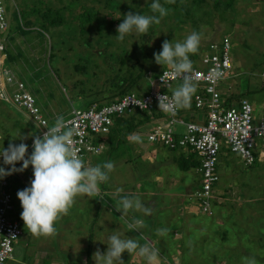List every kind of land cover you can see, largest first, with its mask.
Returning a JSON list of instances; mask_svg holds the SVG:
<instances>
[{"label":"rangeland","instance_id":"rangeland-1","mask_svg":"<svg viewBox=\"0 0 264 264\" xmlns=\"http://www.w3.org/2000/svg\"><path fill=\"white\" fill-rule=\"evenodd\" d=\"M32 1L25 0V3L30 6ZM103 1L84 0L81 3L106 14L103 18L107 21L101 22L99 34L101 40L108 43L107 47H97L100 42L95 44L94 34L86 37L89 46H92L91 51L78 42H69L65 36L59 39L52 36L49 41L44 37L42 41H38L34 33L22 36L10 34L9 29L0 31V80L3 70L1 65L5 56L3 50L7 48L13 56H21L15 70L24 80L22 84L34 98L41 113L50 112V117L45 116L47 121L58 116L67 120L70 118L71 109H86L89 107L87 100L98 97L94 92L103 86L102 83L108 74L121 75V71L118 72V64L113 62L114 59L104 61L101 58L104 55L101 51L103 48L105 53L117 55L124 47L128 55L125 57L126 65L139 59L145 60L143 66L150 70H159L153 53L162 50L161 41H183L193 30L198 32L201 41L195 54L194 61H197L202 54L208 52L210 43L218 41L227 33L231 40L229 58L232 69L227 77L219 82V92H228L231 95L241 93L242 97L254 106L253 114L256 117L264 99V89L259 90L264 85V0H230V5L226 0H219L214 8L210 4H206L202 10L193 8V18L187 17L177 25L169 23V20L163 17L159 24L151 25L152 32L148 42L142 39L140 41V34L135 32L127 35L123 41H118L115 38L118 34L116 29L123 22L124 14L129 12L125 6L129 0L115 1L114 5L118 8L112 7L113 10L104 8ZM14 2L16 0H2L3 6L8 4L9 7L5 14L10 27H13V24L9 23V12L12 5H15ZM133 2L137 5V10H142L143 15L159 17V13H153L149 7L152 0ZM168 2L169 0H159L163 7ZM189 4L187 2L188 6ZM110 21H113L112 25ZM195 21L191 29L190 23ZM7 32L11 39L4 37ZM56 32L57 29H54L53 33L57 35ZM48 43L52 46V52H48ZM97 50L101 51L99 56L95 53ZM87 53L91 54V57ZM76 65L84 67L83 70L75 68ZM180 85L172 84L170 90L175 91ZM146 86H142L141 91L146 89ZM107 89L101 92L107 95ZM12 90L13 86L4 85L8 100ZM188 109L189 107L185 109L187 118L184 117L187 121L195 123L197 117L203 116L201 110ZM38 130L23 110L0 100V140L3 135H7L13 144H19L21 141L15 139L18 132L21 135H38ZM146 134L147 132L137 129L128 137L119 139L116 147L110 152H103L107 143L112 142L110 138L96 136L100 137L103 150L94 157H88L86 166L102 165L111 161L115 165L114 171L110 173L108 182L100 184L99 196L76 198L69 214L56 223L57 233L54 236H34L24 227L20 219L22 208L16 194L30 186L32 168L29 166L23 172L13 173L15 176L9 182V189L14 210L9 215L20 222L21 235L13 244L11 259L4 264H19L22 261L23 264H84L85 261L87 264H95L93 253L98 248L102 253L107 250V237L114 230L119 232L122 238H136L142 245L149 242L159 248L160 256L156 264H227L234 261L232 255L245 256L240 253L241 247H246L251 255L254 253L258 264H264V211H258L262 208L257 207V203L264 204V163L256 162L246 168L235 154L221 149L216 165L218 181L211 190V196H222V201L219 203L215 200L217 204H214L212 199L211 214H190L189 206H192V209L199 208L198 202L192 196L193 191L199 188V175L194 173L193 169L186 172L180 170L179 163L183 155L181 152L168 151L155 144L152 146L155 154L150 157L147 148L151 144L146 141ZM137 136L140 138L138 141L135 139ZM10 141L3 139V146L7 148ZM32 142L31 136L24 141L28 145V154L32 151ZM0 165L6 170L10 167L4 165L3 161ZM20 166V163L16 164L17 168ZM10 177L12 178L11 175L5 178L9 180ZM21 181L24 185H21ZM191 182L195 183V186L190 188ZM118 189L123 191L118 192ZM124 196L140 198L152 207V214L145 217L141 211L130 210L121 216L122 213L116 211L115 207ZM134 218L145 220L146 227L140 229V232L128 228V223ZM160 229L167 231L161 234ZM220 234L224 239L226 236L232 238L231 241L224 242ZM249 234L251 237L247 236ZM232 246L235 249L230 250L228 247ZM232 250H235L234 253H230ZM122 259L125 264H147V261L136 253L124 252ZM235 259L233 264H244V258Z\"/></svg>","mask_w":264,"mask_h":264},{"label":"built area","instance_id":"built-area-1","mask_svg":"<svg viewBox=\"0 0 264 264\" xmlns=\"http://www.w3.org/2000/svg\"><path fill=\"white\" fill-rule=\"evenodd\" d=\"M7 28L5 9L0 0V31ZM230 48L229 38L222 37L210 43L208 52L193 62L191 75L197 84V91L192 96L191 103L195 110L204 112L203 122H183L176 117L178 110L172 113L158 107L157 97L164 95L170 100L174 93L170 90L171 85L174 82H183L170 75H163V72L169 71L167 68L162 69L154 80H148V91L143 95L128 93L108 104H91L87 109H71L70 118L65 123L76 130L75 147L85 166L88 157L101 153L103 146L96 143L95 137L105 136L114 118L132 114L136 110L147 114L152 111L164 114L166 121L154 124L145 139L148 143L157 144L166 150H187L197 157L199 188L194 190L192 196L203 214H211V190L218 181L216 165L222 148L235 154L245 166L256 162L264 163V99L255 117L253 105L245 98L242 97L225 107L224 99L229 93L223 98L219 92V82L232 69ZM2 68L0 100L23 110L39 129L38 135L42 136L53 125H49L22 82L3 64ZM214 71L220 73L219 77L212 75ZM4 85L13 86L10 100L6 96ZM175 125L181 126L182 130L176 131ZM2 160L0 157V162ZM7 185L6 178L0 179V264L11 258L13 244L21 234L19 223L9 215L12 214L13 205Z\"/></svg>","mask_w":264,"mask_h":264},{"label":"clouds","instance_id":"clouds-1","mask_svg":"<svg viewBox=\"0 0 264 264\" xmlns=\"http://www.w3.org/2000/svg\"><path fill=\"white\" fill-rule=\"evenodd\" d=\"M149 7L153 13H159V17L129 11L124 14L123 22L117 26L118 34L115 38L123 41L133 32L146 35L151 25L159 24L161 18L168 15V10L159 3V0H152ZM200 41V34L193 31L183 41L164 40L161 45L162 50L153 53L155 63L169 69L168 72H163V75H170L174 79L183 81L170 100L164 95L157 97L159 108L174 113L178 109L190 107L191 98L197 91V84L191 75L193 62L190 56L198 52ZM212 75L219 77L220 73L214 71ZM143 105L146 107L144 102ZM75 131L65 123L63 116H58L53 126L47 128L42 136L34 133L21 135L18 132L15 139L21 142L13 144L10 141L7 148L3 146V140L0 141V157L4 165L10 166L7 170L5 167H0V179L16 172H23L29 166L32 168L30 186L19 190L16 195L22 208L20 219L24 227L34 236H54L57 233L56 223L69 214L76 198L99 196L100 184L108 182L110 173L114 171L115 165L111 161L102 165L85 166L75 147ZM29 136L33 141L30 154H28V145L24 143ZM135 139L138 141L140 138L137 136ZM17 163L21 164L19 168L16 167ZM115 209L122 213L121 216L126 215L130 210H138L147 217L153 211L152 207L142 202L140 198L133 199L127 196L121 198ZM144 227H146L144 219L134 218L128 223L131 231L140 232ZM166 231V229L159 230L161 234ZM106 244L108 247L105 252L102 253L98 248L93 253L95 264H125L122 259L124 252L136 253L143 257L147 264H156L160 256V249L149 242L142 245L136 238H122L115 230L107 237ZM84 264H87V261ZM244 264H258V262L254 257H245Z\"/></svg>","mask_w":264,"mask_h":264},{"label":"trees","instance_id":"trees-1","mask_svg":"<svg viewBox=\"0 0 264 264\" xmlns=\"http://www.w3.org/2000/svg\"><path fill=\"white\" fill-rule=\"evenodd\" d=\"M81 1H84V0H64V1L63 0H33L31 5L28 6L25 3V0H19V2H17V0H16V2H14L15 5H12L13 2L11 3L12 7H11V10L9 12V23L10 24L12 23L13 27H10V25L8 24V28L6 29V31L9 29L10 34L14 33L17 35H22V36H26L28 34L34 33L35 37L38 38L37 39L38 41H42V39H44V37H45V40L47 39L49 41L50 37H52V36H55L58 39L60 37L65 36V37H67L66 39H68L69 42L70 41L78 42L81 45H84V46L90 48L91 51H92V46H89V43L86 41V37L89 34H94L95 35V39H94L95 44H98V41L100 42L98 44L99 46H97V47H101V46L107 47L106 45L108 43H106L104 40H101V37L99 34L100 30H101L100 26L102 25L101 22L107 21L103 18V16H105L106 14L100 13L98 11V9H96L92 6H87V5L82 4ZM90 1H92V0H90ZM115 1H120V0H104L102 5L104 8H107L108 10H113V8H115V7L118 8L117 5H114ZM184 1H186V2H183V0L182 1H180V0H169L168 4L164 5V7L168 10V14H169V15H166L164 18L165 19L167 18V20H169V23L173 22L174 25H177L179 22L180 23L184 22L185 18H187V17L192 19L193 18L192 15L195 14V11L193 8L202 10V7H204L206 4H210L211 7L214 8V7H217V4L219 3V0H211L210 2H209V0H184ZM187 2L190 3L189 4L190 6L187 5ZM226 2L228 5H230V0H226ZM125 6L128 7L127 8L128 11H132L133 13L138 12V13L142 14V12H141L142 10L136 9L137 5L134 4L133 0H129L128 4H126ZM4 9H5V12L7 10H9L8 4L4 5ZM108 14H110V13H108ZM112 23H113V21H110V25H112ZM194 23H196V21L193 23L192 22L190 23L191 29H193ZM154 25L155 24H153L152 26H154ZM107 26H109V25H107ZM152 26H150L149 31L146 35L140 34V37H139L140 41H141V39L143 41H146V42L149 41V39H150L149 36L151 35V32H152ZM54 29H57V32H56L57 35L53 33ZM4 37L7 40L11 39V37H9L8 32L5 34ZM222 37L229 38L227 33ZM60 42H62V41H60ZM146 42H144V43H146ZM162 42L163 41H161V43ZM144 43H142V45ZM48 49H47L48 52H50L52 49V46H50L49 43H48ZM122 49H123L122 52L121 53L119 52L120 54H117V55H113L111 52L108 54L105 53L104 48L101 50L104 52V55L101 54V55H103L101 58L104 61H107L109 58L111 60L114 59L113 62L118 64L117 65L118 66V72L121 71V75L114 74L112 76V75L108 74V76L105 78V80L102 83L103 86H100V89H98L96 92H94L96 95H98V97L87 100L88 106H90L91 104H100L99 102H105L103 104H108V103H111V102L119 99L120 97H122L123 95L128 94V93H134L136 96L143 95L148 91V87H149L148 86V80H152L153 77H157V75H159L161 70L164 69L162 66L159 65V70H150L147 66H143V63L145 60L141 61L139 59H136L134 62L126 65L127 62L125 61V57H126L127 53H126L124 47ZM141 50H142V46H141ZM207 50H208V48H207ZM101 51L97 50V51H95V53L97 52L98 56H99ZM3 52H4L3 54L5 55L4 61H3V66L4 65L7 66V68H9V70L14 74L15 77L18 78L19 81L24 82V80L19 76V74L15 70L16 69L15 65H18V61L21 58V56L20 57L13 56L12 54H10L8 52L7 48H5L3 50ZM87 54H88V56L91 57V54H89V53H87ZM48 55L50 56V53ZM127 57H128V55H127ZM129 59L130 58H128V60ZM190 59L192 60V62H194V60L196 59L195 54L191 55ZM75 68H80L81 70H83L84 67H80V66L76 65ZM173 84H182V82H176V83L174 82ZM145 85H147L146 86L147 88L141 91L142 86L144 88ZM107 86L109 87V89H107ZM105 88L107 89V92H108L107 95H105L101 92ZM245 89H246V91H248L247 88H245ZM261 89H264V85H263V87L259 88V90H261ZM223 98H225V96H223ZM240 98H242L241 93L240 94L238 93L237 95L229 94L224 99L225 107L230 106L232 103L236 102ZM6 104H8V103H6ZM100 105H102V104H100ZM10 106H12V105H10ZM44 107L46 108V106H44ZM189 109L192 111H195L191 101H190ZM43 110H45V109H43ZM184 110H185L184 108L178 109V111L176 113V117H178ZM153 112L154 111H152L151 113H153ZM43 116L50 117L51 114H50V112H45V113H43ZM29 120H30V118H29ZM147 121H148L147 113L137 111V110L134 111L132 114L114 118L109 132L105 135V136H108L112 142L107 143V146L105 147L106 150L102 149L103 152L112 151L116 147V144L119 141V139H124V138L128 137L130 134H132L133 131H135L139 126H141L144 122H147ZM54 122H55L54 118H50L48 123H49V125H52V124H54ZM31 123L33 124L32 121H31ZM3 139H8L10 141V137H8L7 135H3L0 141H2ZM95 141H96V143H100V137H95ZM113 143H115V145H113ZM253 164L246 165V166L243 164L242 165L247 168V167L252 166ZM197 166H198V162L197 163L189 162L188 156L185 159L183 157H181V161L179 163V168L181 171L186 172V171L192 169L193 167H197ZM6 180L8 183L7 189L10 192L9 180L8 179H6ZM260 203H257V207L260 206L262 209H258V211L259 210L264 211V206H262L264 204H262V203L260 204ZM214 204H215V202H214ZM261 223L259 222V224H261ZM250 235L251 234H249L247 236H250ZM220 237H221V239L224 240V242L231 241V239H232V238L231 239L227 238V236L224 239V237H222L221 234H220ZM248 239H249V237L247 238V240ZM228 248L229 249L230 248L235 249L233 246L228 247ZM234 251L232 250L230 253H234ZM246 254L247 253L245 252V256H247ZM245 256L243 258H245ZM231 257L234 260H236L235 255L234 256L232 255ZM229 263L233 264V263H235V261L229 262ZM229 263H227V264H229Z\"/></svg>","mask_w":264,"mask_h":264},{"label":"crops","instance_id":"crops-1","mask_svg":"<svg viewBox=\"0 0 264 264\" xmlns=\"http://www.w3.org/2000/svg\"><path fill=\"white\" fill-rule=\"evenodd\" d=\"M221 94L222 95H224V96H226L227 95V92H221ZM189 110V109H188ZM185 110L177 117V119H179V120H181V121H183V122H192L191 120L189 121H187L185 118H187V117H185ZM203 113V116L201 117H197L196 118V120H195V123H199V122H203L204 121V112H202ZM147 116H148V121L147 122H144L141 126H139L137 129L139 130V129H141V131H143V132H148L150 129H151V127L154 125V124H156V123H160V122H165L166 121V117L164 116V115H162V114H159V113H157V112H153V113H151V114H147ZM185 117V118H184ZM175 129H176V131H178V132H180L181 130H182V128H181V126H178V125H175ZM153 145H155V144H151V146H148V151L149 152H147V153H149V155H150V157H153L154 156V154H155V150L154 149H152L153 147ZM223 150H226V149H224V148H222ZM169 151V150H168ZM227 151V150H226ZM176 152H181L180 154H183L182 155V157L184 158H186L187 156H188V160H189V162H193V163H197L198 162V160H197V157L194 155V154H192L191 152H189V151H187V150H176ZM221 152V151H220ZM146 154V153H145ZM219 155H220V153H219ZM219 155H218V157H219ZM218 159V158H217ZM0 167H1V165H0ZM193 170H194V173H196L197 174V172H196V167H193L192 168ZM192 169H190V170H192ZM189 171V170H188ZM198 175V174H197ZM12 176V178L10 177V179H9V182L13 179V177L15 176V174H12L11 175ZM197 181L199 182V178L197 179ZM198 182H197V186H198ZM21 185H24V182H22L21 181ZM182 185H183V183H182ZM184 186V185H183ZM189 186H190V188L192 187V186H195V183L193 184L192 182L189 184ZM194 190V189H193ZM190 191H191V189H190ZM194 192V191H193ZM224 192H225V190H224ZM223 192V193H224ZM184 194L186 193V189H184V192H183ZM191 193V192H190ZM212 199H213V202H215V200H217V201H219V203L222 201V196L221 197H219V198H212V196H211V201H212ZM216 203V202H215ZM217 204V203H216ZM222 204V203H221ZM192 207V206H191ZM190 206H189V208L188 209H190V214H195V215H198V213H200V214H203V213H201V211L199 210V208L198 207H193V209L191 208ZM13 210H14V205H13ZM200 211V212H199ZM205 215V214H204ZM225 216V215H224ZM223 216V217H224ZM14 219L16 220V218L14 217ZM19 224H20V222H19ZM217 232V231H216ZM225 232V231H224ZM20 237V236H19ZM245 246V245H244ZM241 250H240V253H243V254H245V252L247 253L246 255L248 256V257H254L255 256V254L254 253H252V255L250 254V252L248 251V250H246V247H241L240 248ZM244 257V255H237L236 256V258H243ZM11 259V258H10ZM9 259V260H10ZM235 261V260H234ZM19 264H23V261H22V263H19Z\"/></svg>","mask_w":264,"mask_h":264}]
</instances>
